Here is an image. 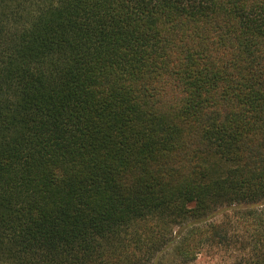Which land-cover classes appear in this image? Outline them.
I'll list each match as a JSON object with an SVG mask.
<instances>
[{
    "label": "trees",
    "instance_id": "1",
    "mask_svg": "<svg viewBox=\"0 0 264 264\" xmlns=\"http://www.w3.org/2000/svg\"><path fill=\"white\" fill-rule=\"evenodd\" d=\"M264 264V0H0V264Z\"/></svg>",
    "mask_w": 264,
    "mask_h": 264
},
{
    "label": "rangeland",
    "instance_id": "2",
    "mask_svg": "<svg viewBox=\"0 0 264 264\" xmlns=\"http://www.w3.org/2000/svg\"><path fill=\"white\" fill-rule=\"evenodd\" d=\"M225 262L223 256L219 252H203L188 264H223Z\"/></svg>",
    "mask_w": 264,
    "mask_h": 264
}]
</instances>
